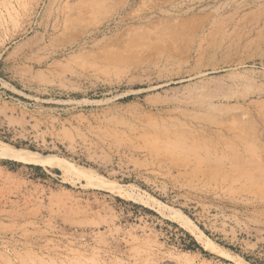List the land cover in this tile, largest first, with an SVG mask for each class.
<instances>
[{"label":"rangeland","instance_id":"374dc122","mask_svg":"<svg viewBox=\"0 0 264 264\" xmlns=\"http://www.w3.org/2000/svg\"><path fill=\"white\" fill-rule=\"evenodd\" d=\"M0 141V264H264V0H0Z\"/></svg>","mask_w":264,"mask_h":264},{"label":"bare ground","instance_id":"6f19581e","mask_svg":"<svg viewBox=\"0 0 264 264\" xmlns=\"http://www.w3.org/2000/svg\"><path fill=\"white\" fill-rule=\"evenodd\" d=\"M0 157L12 158V159H16V160H23V161H27V162L33 161V162H36L39 164H52L54 162V159L49 155H39V154H35V153L29 152V151L17 149L15 147H13L9 144L3 143L1 141H0ZM162 212H165V210H162ZM175 218L180 220L181 222L180 221L179 222L182 223L183 225L189 226L188 221L185 218H181L178 216ZM205 246L207 247L208 245L205 244ZM211 249L213 250L214 248H211Z\"/></svg>","mask_w":264,"mask_h":264}]
</instances>
